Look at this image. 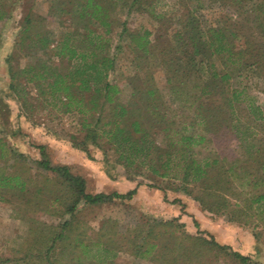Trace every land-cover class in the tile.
Here are the masks:
<instances>
[{
  "label": "rangeland",
  "instance_id": "1",
  "mask_svg": "<svg viewBox=\"0 0 264 264\" xmlns=\"http://www.w3.org/2000/svg\"><path fill=\"white\" fill-rule=\"evenodd\" d=\"M126 1L127 6L118 8L114 14L117 19L104 51L115 54L110 80L118 84L122 100L133 114L142 115L145 127L162 147L171 143V138L165 136V126L172 128L168 132L174 142L179 140L174 131L184 126L187 134H202L205 123L196 117L197 108L217 109V131L212 136L207 133L206 140L191 145L195 155L220 154L226 166L248 164L249 171L238 170L234 175L238 191L248 197L263 191L264 174L258 164L254 160L248 163L238 160L245 153V141L237 138L234 125L253 133L256 144L264 147V118L249 109V105L259 106L264 117V0H140L138 10L135 4L130 6L133 0ZM81 2L85 0H0V178L19 175V184L12 180L10 186H0V264H36L35 246H39L41 227L44 223L57 226L71 216L74 230L70 239L53 250L54 264H170V254L162 255L160 246L148 250L150 245L145 244L143 249L148 251L137 254L133 238L139 228L142 233L146 231L153 219L173 218L184 223L190 233L230 245L251 256L253 264H264V223L258 216L253 217L256 227L228 222L226 215L202 209L194 198L198 191L195 184L186 186L180 178L160 177L139 161L127 166L105 136L86 138L88 128L83 126L84 118L91 122L100 111L101 125L111 113V104L88 113L73 107L69 110L63 93L42 92L35 81L28 80L31 74L24 69L42 59L57 72L68 71L71 64L68 57L55 54L56 45L65 37L70 45L83 49L89 29L97 26L89 24L86 15L79 16ZM189 11L198 18L205 38H211V33L220 29L234 43L236 51L243 49L238 60L229 62L227 53L214 55L210 62L215 65L211 66L206 56L198 55V66L191 69L188 57L182 55L184 50L174 51L182 48L175 36ZM28 15L34 21L30 33L41 30L53 38L46 51L29 45V40L19 44L23 21ZM38 23L41 26L35 25ZM230 31H236L235 38L229 35ZM145 36L148 52L138 44L145 41ZM170 56L182 64L176 66L180 67L178 72H171L172 84L167 81L168 72L163 65ZM72 62L79 65L81 60ZM212 70L218 71L216 80L211 78ZM227 71L230 77L224 82L225 95L239 94L233 100V113L228 111L226 98L221 97L220 91L202 93L201 88L207 81L213 86ZM135 86L142 88L131 95ZM147 88L155 89L159 95L155 115L146 111L148 99L143 90ZM72 93L77 95L78 91L73 88ZM83 94L88 100L89 95ZM213 112L210 111L215 115ZM235 117L239 119L235 121ZM230 118L233 126L232 123L227 126ZM42 159L51 166L68 165L72 173L86 179L87 191L91 193L136 191L129 198L118 197L107 203L81 201L74 213H65L63 209L71 194L64 193L63 178L57 171L39 164ZM59 196L62 200L57 199ZM170 230L173 227L158 225L155 227L158 238L150 242L163 240L165 236L159 234ZM78 237L82 238V244H77ZM198 264L241 263L210 247L204 249Z\"/></svg>",
  "mask_w": 264,
  "mask_h": 264
},
{
  "label": "trees",
  "instance_id": "2",
  "mask_svg": "<svg viewBox=\"0 0 264 264\" xmlns=\"http://www.w3.org/2000/svg\"><path fill=\"white\" fill-rule=\"evenodd\" d=\"M138 1L139 5H142L140 0H133L130 4L131 7L135 4V10H138ZM123 6H127L126 0H85V2H81L79 9L82 12L79 16L83 17L86 15L89 24L97 26L96 28L89 29V37L85 41L83 49L79 50L76 45H70L69 38L65 37L56 45L55 54L58 57H68V60L71 61L68 71L57 72L52 69L51 65L47 64V60L42 59L44 61L42 62L39 59L40 62L36 65H31L29 68L24 69L25 73L31 74L28 80L35 81L42 92L48 91L51 95L59 92L63 93V96L67 100L64 104L69 110L73 107L80 112L88 113L98 106L102 108L105 104H111V113L107 115V120L101 125L102 114L100 111L96 114L95 119L91 121L92 123L88 121L89 118H84L83 126L88 128L86 138L95 140L97 136H105L107 141L119 153V158L127 166L139 161L143 165L146 163L148 168L160 177L180 178L182 184L186 186L190 183L195 184L198 187V191L195 193L194 198L199 202L202 209L215 214L226 215L228 222L235 221L238 224L253 225V217L256 215L264 223V190L254 193L249 197L242 196L243 193L238 191V186L233 180L238 170L240 172L249 171L246 168L248 164L237 167L232 163L226 166L225 163L221 162L223 156L220 154L213 157H197L194 152L195 150L191 147L193 143L198 144L206 140L208 138L207 133L211 135L217 131V109L212 110L213 108L208 107L205 109L201 107L197 108L196 117L205 123V133L203 132L202 134H187L184 132V129L187 127L184 126L182 130L174 131V134L179 136V140L174 142L173 136L168 132L172 128L169 125L165 126V136L171 138V143L162 147L152 137L151 130L145 127L142 115L133 114L129 106L120 97L121 89L117 83H112L110 80V74L114 70L115 54L111 55L110 53H104V51L109 44V34L112 32V25L117 19L114 14L118 8H122ZM40 21L38 20L37 22ZM35 25L41 26L40 23ZM32 27H34V21L28 15L23 21L19 44L29 40V45H35L40 50L46 51L45 49L53 42V38L48 33L39 30V27H37L39 31L33 34L30 33ZM124 30L126 29L123 28ZM203 33L200 30L198 18L189 11V14L187 13L185 18L182 19V26L177 36H175L178 46L181 44L182 48L177 47L174 51L175 53H179L182 52V49L184 50L182 55L188 57L191 69L196 65L198 66L196 59L198 55L206 56L208 58L207 63L213 66L215 63L210 62V60L214 55L227 53V60L234 63L238 60L240 54L243 53V49H238L237 51L234 49V43L226 37L224 31L220 29L214 30L209 39L205 38ZM229 35L235 38L237 34L236 31H230ZM146 42L145 36V41H140L138 44L139 46L143 45V50L148 52ZM78 58L81 62L79 65H75L72 61ZM163 65L168 72L167 81L169 84H172L173 81L170 74L171 72H178L180 67L177 68L176 66L182 64L173 58V56H170L166 61H163ZM248 65H251V63H248ZM228 67L226 66L227 70ZM217 75L218 71L212 70L211 78L216 80ZM229 77V71L223 72L220 75L219 81L214 83L213 86L207 81L201 88L202 93H210L212 89L220 91L221 97L226 98L225 104L228 111L233 113L235 112L233 100H236L239 94L233 92V96L232 94L230 96L225 95L224 82ZM11 79H14L13 74H11ZM201 84H197L196 86L200 87ZM73 88L80 94L78 95L77 93L76 95L72 93ZM140 88L142 87L135 86L134 90L132 89V92H130L131 95L136 94ZM83 93L89 95L88 100L84 99ZM143 95L148 99L147 113L155 115L158 108L156 101L159 99L157 91L153 88H147L143 90ZM58 98L62 100L61 97L58 96ZM86 104H90V106L85 107ZM249 109L254 113L257 112V117L264 118L261 115L259 106L249 105ZM210 111H214L213 113L216 116L210 113ZM132 116L133 118L130 119ZM237 119L239 118L235 117V121ZM231 123L233 126L234 121L230 118L227 126H230ZM234 126L237 138L240 141H245V153L238 160L247 163L250 160H254L258 164L257 168L261 169L262 174H264V147L256 144L253 133L251 135V133L241 130L237 125ZM250 139L253 141H250ZM39 164L44 168L57 171L62 176L66 189L64 193L69 191L71 194L69 203L63 209L65 213H74L81 201L86 204L107 203L118 197L129 198L136 191L133 189L126 193L118 191L91 193L87 191L86 179L79 174L72 173L68 165L51 166L46 159L40 160ZM171 170H173V173H171ZM18 177L19 175H14L10 178L6 176L0 178L1 188L7 187V185L10 186L12 180H16L15 183L19 184ZM262 181L264 182V179ZM23 186V183H21V190ZM188 192L190 193L191 191L188 190ZM232 198L235 201H232ZM57 199L62 200L60 196ZM72 223V216L54 227L44 223L45 225L41 227L42 230L37 237L39 246H35L37 249L36 264H54L56 262V260H51V255L55 254L53 250H55L57 244L71 238L74 230ZM158 225L170 226L173 227V230L164 231L163 234H159L165 236L163 240L150 242V239L158 238V234L155 232V227ZM253 226L256 227L258 224L255 223ZM185 228V224L175 218L165 220L153 219L146 231L142 233L139 228L133 238L137 254L138 251L142 254L150 248L160 246L159 251H161L162 255L166 256L170 254V264H198L200 257L204 254V249L212 247L218 253L220 252L226 257L229 256L237 263L253 264L251 256L233 249L230 245L218 243L213 239H206L202 235H199V233L192 234ZM262 228H264V225ZM257 234L259 235L260 231H257ZM77 236H81V233H77ZM103 242L107 241L103 240ZM78 243L82 244L81 237H78ZM145 244L150 245L148 250L143 249Z\"/></svg>",
  "mask_w": 264,
  "mask_h": 264
}]
</instances>
